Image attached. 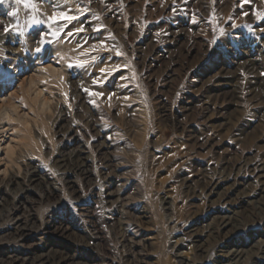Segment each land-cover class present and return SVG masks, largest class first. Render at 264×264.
<instances>
[{"label": "rangeland", "instance_id": "rangeland-1", "mask_svg": "<svg viewBox=\"0 0 264 264\" xmlns=\"http://www.w3.org/2000/svg\"><path fill=\"white\" fill-rule=\"evenodd\" d=\"M32 2L38 11L0 5V67L12 73L0 78V106L29 115L22 140L15 123L0 131V260L229 264L235 243L256 252L264 198L248 202L264 174L246 168L264 165V0ZM59 11L80 19L56 36L63 22L48 17ZM41 39L51 43L38 53ZM102 42L109 51H92ZM52 64L62 86L39 83L35 72ZM30 77L50 98L47 113L28 108ZM222 168L231 175L209 194L203 179ZM33 173L40 183L20 192ZM235 175L243 186H231ZM232 211V224L217 225ZM255 255L248 264H264Z\"/></svg>", "mask_w": 264, "mask_h": 264}, {"label": "bare ground", "instance_id": "bare-ground-1", "mask_svg": "<svg viewBox=\"0 0 264 264\" xmlns=\"http://www.w3.org/2000/svg\"><path fill=\"white\" fill-rule=\"evenodd\" d=\"M68 51H69V48L56 47L55 49L52 50V52H51L52 54L51 53L50 54L51 55H55V60H57V59L60 58V56L63 53L68 52ZM60 69L61 68H56L52 64V65H48V66H45V67H41L40 69H38L35 72V74H37V78L39 79V83H42L44 81L47 82V80L51 79V80H53L52 83L59 84L60 86H62L61 80H60V75H61V70ZM27 83H28V91L30 90L31 93H32V96L30 98V102L28 101V108L34 107L33 109L35 110V108H36V110H38V112L40 114H44V113H47L48 111H50L51 110L50 98L49 97H45L43 95V93H42V90H40L37 87H35L38 84L35 81V79L30 77L28 79ZM8 102H10V101H8ZM28 116L29 115H28L27 112H23L21 115H19L18 107H16L14 104L10 103L9 105H6V104L2 103L1 106H0V131H1V133H3L2 130L5 127L6 124H7V126L8 125L11 126L12 123H15L16 125L15 126L13 125L10 128L11 130H14L16 132V136H14V139L15 138H20V140H22L24 137H26L25 133H24V130L28 126ZM22 129H24V130H22ZM12 139H13V137H12ZM4 151L6 153H8V155L9 154L11 155L13 153V148L11 147L10 143L7 144V146H6ZM74 158L73 159H71V158L68 159L66 161V163L69 162V163L73 164L74 161L78 160L80 157L76 156ZM80 160H81V158H80ZM60 164H62V165L65 164V159H62V161H60ZM79 164L80 163L76 164L77 165V169H79L80 172L81 171L85 172V170L83 168H81L79 166ZM82 166H83V164H82ZM246 171L247 172L250 171L251 173H254L255 176H257V178H262L263 174H264V165L260 164V165H257L255 167H249L248 170L246 168ZM225 172H227L225 170V168H222L216 175H212L211 177H208L205 180L203 179V188L204 189H208L209 190V194L210 193L212 194L213 191H215V190H217L219 188L220 183L223 180H227L230 177L231 173L229 172L227 174ZM31 176L32 177H29V179H27V181L25 179V180H23V182L20 185H18L17 188H18V190L20 192H26L27 188L29 187L28 186L29 184L36 183V182L40 183L39 182L40 178L35 176L34 173ZM236 176L237 175H235L233 178H231L232 179L231 180V182H232L231 186H235V185H238V184H239L238 186L241 185L236 180ZM261 183L263 184V182H261ZM241 186H243V185H241ZM217 195H219V194H217ZM247 197H249V196H247ZM257 197H259V198L257 199ZM249 198H250V200H249L250 202H248V203L249 204L251 203V205L254 202L257 203V202L261 201L264 198V186H262V185L260 186L259 185L257 187V189H255V191L252 194V196L249 197ZM223 199L227 200L228 202H231L230 198H223ZM11 203H12L11 209L9 208L8 209V214L7 215L5 214V218L6 219H8V218L12 219V216H10L11 215L10 211L19 209V206L23 204L21 199H18L17 201H13ZM231 213L234 216L232 215V216H222V217H220L219 218V222H217V225H219L221 228H223V227H226V226H229L230 224H232L234 219H235V216H237L238 213H236L234 211H232ZM257 217L260 218L261 216L258 215ZM16 225L21 226L19 223L16 224ZM211 227H212V225H211ZM23 230H24L23 226L22 227H18V229H16L15 232H14L15 236H21L22 233H23ZM260 242H261V244H260V247L257 250L258 252L257 251L253 252V248L252 249H248L249 247H246V246L244 247L242 244L241 245H237L236 243L233 244L232 246L234 248L231 251L230 257L227 258L228 259L227 261L229 262V264H248L249 261L253 258V256L255 254L256 255L258 253H263L264 254V241H260ZM200 251H202L201 253L204 254L203 250H200ZM51 259H52V261H50L51 264H71V262H65L63 257H57V259L51 257ZM51 259H48L47 256H44L42 254V255L37 257V260L33 261V264H34V262H35V264H37V263L38 264H47V262L49 260H51ZM26 263H27L26 259H21L18 256L4 257V258H2L0 260V264H26ZM252 263L255 264V262H252Z\"/></svg>", "mask_w": 264, "mask_h": 264}, {"label": "snow or ice", "instance_id": "snow-or-ice-1", "mask_svg": "<svg viewBox=\"0 0 264 264\" xmlns=\"http://www.w3.org/2000/svg\"><path fill=\"white\" fill-rule=\"evenodd\" d=\"M7 2H8V0H0V5H3L5 3H7ZM15 3L17 5L23 4V6L25 8L33 9V10H36V11L39 10L37 8V5L35 3H33L32 0H15ZM80 14L82 15L83 13L81 12ZM8 15L15 17L17 15V13L15 11H13V12L8 13ZM258 18H261V17L258 15ZM79 19H80L79 15H72V14H70L67 11L54 12L53 15L48 17V20H49L50 24H56V23L63 22L61 28L58 31H54L52 33L53 35H56V36H58L60 34V32H62L65 28H67L68 25L72 24L73 21H77ZM97 19H98V17H97ZM41 23H42L41 21L36 20L35 18L32 20V24H34V25H38V24H41ZM10 30L15 31L16 29L15 28H13V29L4 28V32L5 33H8ZM99 30H100L99 28L93 29V31H99ZM20 31L22 33L23 30H20ZM83 31H85V29L83 28V26H80V27L75 28L74 32L73 31H69L67 33V35L68 36H72L73 34H79V33L83 32ZM39 43H40V46H38L36 48V52H38V53L42 51L43 45L45 43H51V42L50 41H45L44 39H41ZM101 49H103L105 51H109L110 50L102 42L98 47H93L92 51H99ZM117 54L119 55L120 53H117ZM93 59L95 60V57H93ZM87 63H88L87 61H77L76 66L80 67V68H84ZM69 66L71 67L72 65H69ZM100 71L103 74V73H105L108 70L101 69ZM11 76H12V73L10 71H8L4 67H0V78H11ZM93 83L94 84L102 83V81L97 79V80H94ZM85 91H88V90L85 89ZM89 94L90 95H97V96L102 95V93H89Z\"/></svg>", "mask_w": 264, "mask_h": 264}]
</instances>
